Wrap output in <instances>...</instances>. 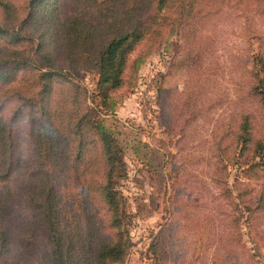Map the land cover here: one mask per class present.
<instances>
[{
    "label": "trees",
    "instance_id": "trees-1",
    "mask_svg": "<svg viewBox=\"0 0 264 264\" xmlns=\"http://www.w3.org/2000/svg\"><path fill=\"white\" fill-rule=\"evenodd\" d=\"M61 1L26 0L21 10L0 0V264H122L131 246L119 190L127 170L104 123L118 90L171 26L195 35L233 1L264 18V0H74L73 11ZM87 68L97 74L94 103L78 75ZM253 90L264 104V90ZM7 101L15 104L4 116ZM24 117L34 166L14 212V129ZM251 129L242 115L241 151Z\"/></svg>",
    "mask_w": 264,
    "mask_h": 264
},
{
    "label": "rangeland",
    "instance_id": "rangeland-1",
    "mask_svg": "<svg viewBox=\"0 0 264 264\" xmlns=\"http://www.w3.org/2000/svg\"><path fill=\"white\" fill-rule=\"evenodd\" d=\"M241 2L213 9L195 35L169 27L104 116L127 170L119 190L131 246L122 264H264V104L253 90H264V18ZM78 75L96 102V71ZM14 104H4V116ZM245 114L254 140L241 151L234 135ZM14 135L17 212L34 166L25 117Z\"/></svg>",
    "mask_w": 264,
    "mask_h": 264
}]
</instances>
